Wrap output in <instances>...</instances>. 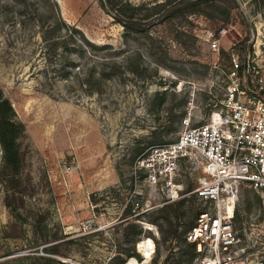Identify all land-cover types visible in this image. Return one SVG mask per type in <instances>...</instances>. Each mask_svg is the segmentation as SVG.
<instances>
[{
  "label": "rangeland",
  "instance_id": "1",
  "mask_svg": "<svg viewBox=\"0 0 264 264\" xmlns=\"http://www.w3.org/2000/svg\"><path fill=\"white\" fill-rule=\"evenodd\" d=\"M56 19L62 29L52 38L65 28L68 45L51 50L44 27ZM221 26L212 50L207 30ZM123 32L99 0H0V89L15 111L19 151L13 169L0 144V264L40 254L51 264H142L144 244L146 264H201L183 231L206 207L187 194L201 168L181 159L180 196L169 200L138 161L206 118L228 80V46L260 61L264 48L255 54L252 43H264V0L208 1ZM231 219V248L243 264H264L259 191L242 186Z\"/></svg>",
  "mask_w": 264,
  "mask_h": 264
},
{
  "label": "built area",
  "instance_id": "2",
  "mask_svg": "<svg viewBox=\"0 0 264 264\" xmlns=\"http://www.w3.org/2000/svg\"><path fill=\"white\" fill-rule=\"evenodd\" d=\"M226 32L225 26L207 30L208 47L218 50ZM252 44L255 54L264 48L258 36ZM227 55L228 80L206 118L186 126L175 139L154 145L138 161L145 168L144 181L160 185L169 200L180 196L182 186L175 181L180 160L201 168L202 175L187 194L206 207L185 234L203 253L201 264H243L231 248L238 240L231 218L242 186L259 191L264 207V53L254 61L250 48L240 54L230 45Z\"/></svg>",
  "mask_w": 264,
  "mask_h": 264
},
{
  "label": "trees",
  "instance_id": "3",
  "mask_svg": "<svg viewBox=\"0 0 264 264\" xmlns=\"http://www.w3.org/2000/svg\"><path fill=\"white\" fill-rule=\"evenodd\" d=\"M213 2V0H150L133 2L131 0H99L100 4L111 14L113 20L120 23L127 32H140L149 29L150 25L163 18L174 17L186 12L199 10L204 2ZM60 19L49 21L44 27L43 37L46 40L48 48H55L58 44L68 45V36L66 29L62 37L52 38V33L62 29ZM75 29V28H74ZM76 30V29H75ZM88 43L92 47H109L107 44ZM80 45V44H79ZM238 48V47H237ZM73 63V62H72ZM103 74V73H101ZM101 74L97 75L101 78ZM15 111L8 97L4 96L0 89V144L3 151V160L13 169L19 165V151L16 141L18 122L14 118ZM201 209L197 212H199ZM196 220L185 224L184 238L186 231L195 223ZM137 240V239H136ZM187 241L188 250L198 254L195 242ZM46 249H50L46 247ZM52 257L40 254L34 255L31 264H51Z\"/></svg>",
  "mask_w": 264,
  "mask_h": 264
},
{
  "label": "bare ground",
  "instance_id": "4",
  "mask_svg": "<svg viewBox=\"0 0 264 264\" xmlns=\"http://www.w3.org/2000/svg\"><path fill=\"white\" fill-rule=\"evenodd\" d=\"M142 253H143V257H144V261L142 264H146L147 261L149 260L150 256H151V252H150V248L148 247V245L144 244L140 247ZM136 260L134 258L130 259L126 264H135Z\"/></svg>",
  "mask_w": 264,
  "mask_h": 264
}]
</instances>
